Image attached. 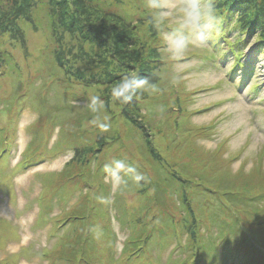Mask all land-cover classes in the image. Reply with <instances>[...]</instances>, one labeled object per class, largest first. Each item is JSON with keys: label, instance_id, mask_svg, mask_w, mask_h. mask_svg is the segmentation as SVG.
<instances>
[{"label": "rangeland", "instance_id": "1", "mask_svg": "<svg viewBox=\"0 0 264 264\" xmlns=\"http://www.w3.org/2000/svg\"><path fill=\"white\" fill-rule=\"evenodd\" d=\"M145 2L0 0V264H50L48 257L65 261L73 255L67 254L73 241L83 239L89 264H125L119 258L132 226L122 224L121 211H130L141 221L138 225L143 220L147 228L160 230L167 223L177 231L164 247L172 233L165 227L162 244L140 264H184V258L198 253L193 243L185 247L186 237L203 231L204 243L212 246L221 239L217 225L225 220L232 225L236 216L244 227L245 247L248 237L252 243L263 237L224 195H264V48L258 47L264 45L259 39L264 14L256 9L261 2L234 1L250 15L256 11L255 25L248 13L243 20L238 12L227 17L233 25L230 44H240L234 50H241L243 66L223 41L210 57L193 55L203 53L201 47L179 61L168 59L159 49L160 35L147 18ZM214 2L234 9L229 0ZM120 13L127 19L121 21ZM130 74L147 84L120 103L113 89ZM92 96L104 102L98 112L87 107ZM138 113L161 163L149 162L150 155L141 149L146 147L142 133H129L130 118ZM91 159L104 166L123 160L143 179L137 182L121 173V184L113 189L110 174L98 170L102 177L94 179L111 186L110 206L101 208L108 222L99 219L100 224L83 229L79 221L70 223L88 210L83 205L91 189L79 178ZM100 166L91 164L90 170ZM119 188L125 205L114 204ZM187 200L186 209L175 205ZM254 207L264 212L262 204ZM198 217L218 224L197 229ZM96 226L102 229L99 236ZM256 246L260 257L264 244Z\"/></svg>", "mask_w": 264, "mask_h": 264}, {"label": "trees", "instance_id": "2", "mask_svg": "<svg viewBox=\"0 0 264 264\" xmlns=\"http://www.w3.org/2000/svg\"><path fill=\"white\" fill-rule=\"evenodd\" d=\"M232 5L234 6V9L229 7H217V11L220 15V17H222L223 20V25H221L219 27V29L213 33L212 39L210 40L209 44L211 46L209 47H204L205 50L203 51V53L199 54L198 52H194V56L198 57H207V56H212V50L215 46H218V44L223 41V34H224V30H225V25L227 23H229L230 25L232 24V19L231 17L227 18L229 15L233 14L234 12H238L241 13V19H245L246 14L248 13L245 8L243 6H237L235 7L234 1L235 0H229ZM257 2H261L260 5H258L256 7V9L261 10L264 14V0H257ZM246 6V5H244ZM23 7V6H22ZM21 8V6L19 7V9ZM37 8V7H36ZM35 8V9H36ZM22 10V8H21ZM36 11H38V8L36 9ZM237 14V13H236ZM249 14V13H248ZM250 15V14H249ZM151 17V13L148 12L147 14V18ZM258 14L256 13V11L254 12L253 15H250V18L252 19V23L255 25V22L258 23L257 20ZM118 18L123 21L126 20L127 18H125L124 16H121V13L119 14ZM249 18V19H250ZM254 18V20H253ZM36 19V18H34ZM37 20V19H36ZM255 21V22H254ZM245 24V27L248 26H253V24ZM5 25V23H3ZM1 28V27H0ZM260 35V33L258 34ZM260 40L264 41V34H262V38L261 35L259 37ZM238 45H240L239 43H236L235 46L231 45L233 54L235 55V58L237 59V65L238 66H242V62L240 61V57L242 55L241 50L238 51V49L234 50L235 47H237ZM261 50L264 48V45L261 43L260 46H258ZM162 47H159V49H161ZM201 49V48H200ZM198 51V50H197ZM179 61V60H178ZM248 70V69H247ZM187 70H184L180 73H178V77H180L182 74L186 73ZM252 71V70H251ZM65 75V74H64ZM247 75H251L250 72H247ZM67 78V77H66ZM69 79V78H67ZM254 85H258V84H254ZM145 93V92H143ZM126 116L130 115L128 113V110L126 109L125 111ZM139 114V113H138ZM140 115V114H139ZM141 117V118H140ZM143 114L142 116H137V118L132 117L130 118L131 123L130 125L133 127L132 129H129V133H133V132H140L142 133L145 139H142L141 142L146 141V144L144 146V148H141L144 150V153H147L149 156V162L153 164H155V162L157 163H161V156L160 154L156 151V149L153 147H151L150 145H152V141H151V137H148V133L146 132V128L144 126V121H143ZM128 120V117L126 118ZM180 127V124H177V128ZM205 130H207V127L203 128ZM155 154V156H154ZM54 156H57L58 154L56 152H54L53 154ZM91 164H100V169L99 168H95L93 171L90 170V166ZM105 162L100 163L98 161V159L91 161L85 165L84 167V171L81 174L80 182H82L84 185L88 186L91 189V192H87L85 194V205L83 206H88V210L85 216H76V217H72V223L71 224H76L75 222H80V224L78 226L81 225V227L83 229H87L86 227H88L89 225H95L96 221L97 223L100 224V222H98L99 219L101 220H106L107 221V216L105 214H102L105 210L101 209L103 204L104 205H109V197H110V193L112 194L111 190V186L109 185V187H105L104 184L105 182H103L104 184H102L101 182H99L97 179H94L95 176H99L100 178L102 177L100 172H97L98 170H102L104 168ZM73 165V164H70ZM104 176V175H103ZM75 179H73V181H79ZM97 181V182H96ZM79 182V183H80ZM98 184H100V186H98ZM199 188L196 187V191L199 192ZM115 197H114V204L117 203V205H125L127 202L125 201V199L123 198V196L121 195V191L120 188L117 189V191H115ZM206 194V193H205ZM121 195V196H120ZM224 195H227L229 198L227 199L229 204L231 205V209H233L235 211V213H237V215H245L246 217V221L250 222V224L254 227V229H256L257 231H259L260 234H258L256 231V235H262L263 237H256L254 239L255 243H252L251 239H247L249 246L245 247L243 244V241H246L243 235V230L244 227L241 226L239 224L240 221V217H233L232 221H234V223L232 225H229L228 222L222 221L220 222V225L218 224V220H208L207 218H202V220L200 219V217L195 218L194 224L197 226V229H202L204 230V228H209L212 229L213 226L217 225L220 228V232H221V236H220V242L212 243L211 245H207L204 243V234L203 231L202 232H192L191 235L192 237H186L184 244L185 247H187L188 245H190V243H193V246L195 247L194 249H198V253L196 254V256L193 257H187L184 258V264H264V253H262L260 255V257L257 254V250L258 247L256 246V244H264V212L261 211H256L254 207L255 204H262L264 207V195H262L261 193L257 194L254 197H250L249 195L246 196L244 194H240L237 192H233V191H226L224 193ZM103 196L106 200V202H101L98 197ZM153 196H151V199L153 201ZM167 197V196H166ZM188 197V196H187ZM204 197V196H203ZM157 204V203H156ZM177 207H179L180 210L182 209H186L188 207V200L187 201H183V202H179L178 204H175ZM251 205H253V207H250ZM106 207V206H105ZM126 210V209H125ZM98 211L101 214H98ZM130 211H128V213H126L125 211H121V215L123 216V222L124 223H130L132 226L131 229V235L130 237H128L126 239V242L124 244L123 247V255L120 256L119 261L123 260L125 264H140L139 261H146L150 259V254L149 251L159 247L162 244V241L164 239V237L166 236V229L169 228L168 230L172 231V233L167 234L170 236V239H167V242L164 244V247H167L168 244H171L170 240H172L171 235H175L177 236V231H173L172 226L168 225L167 223H165L164 227L163 226H159L160 230H156L152 229V228H147L145 221L142 220L141 225H138L140 222L133 219L132 215L131 217L129 216ZM194 212L196 213V209L194 210ZM184 213H186V211L181 212V214L183 215ZM70 214L69 211L67 213V215ZM197 215V214H196ZM129 216V219H128ZM187 214H185L184 217V221L186 222L188 220V217H186ZM94 222V224H93ZM108 222V221H107ZM105 224V222H104ZM103 226V225H102ZM142 226V229L139 230V227ZM167 227V228H165ZM163 228V230H162ZM157 232V233H156ZM142 233L144 234V236H142ZM95 236V235H94ZM92 238V236H90ZM180 238V237H179ZM95 243L99 244L97 242V239H95ZM147 240L149 242H147ZM112 239H111V244L112 243ZM84 242L85 240L83 239L82 241H73V246L72 249H70L67 254H72L68 260H61V258L58 259H52L51 257H47L50 259V264H81L80 260H83L85 262H87L89 264V260H90V255L88 252V249L84 248ZM78 248L79 251H76L75 248ZM197 247V248H196ZM85 250L84 254H82L80 252V250ZM224 255V258L222 261H219L220 255ZM63 255V254H62ZM89 259V260H88ZM184 259H181L182 261ZM152 260V258H151ZM135 262V263H134Z\"/></svg>", "mask_w": 264, "mask_h": 264}, {"label": "clouds", "instance_id": "3", "mask_svg": "<svg viewBox=\"0 0 264 264\" xmlns=\"http://www.w3.org/2000/svg\"><path fill=\"white\" fill-rule=\"evenodd\" d=\"M145 7L150 11L151 22L160 35L163 53L173 61L183 58L190 49L206 47L213 33L223 23L214 0H146ZM178 80V76L174 78V82ZM145 84L146 79L130 74L113 89V98L120 103H126ZM103 103L100 97L92 96L87 107L98 112L103 108ZM100 127L104 131L108 130L106 124H101ZM104 171L110 174L113 189L121 184V173L132 176L137 182L143 179L136 174L134 167L123 160L111 161L104 166ZM98 199L102 203L106 202L103 196ZM93 231L98 236L102 234L99 226L94 227Z\"/></svg>", "mask_w": 264, "mask_h": 264}, {"label": "bare ground", "instance_id": "4", "mask_svg": "<svg viewBox=\"0 0 264 264\" xmlns=\"http://www.w3.org/2000/svg\"><path fill=\"white\" fill-rule=\"evenodd\" d=\"M232 26H233V25L231 24V25L228 27V30L222 35V36H223V42L226 43V45H227L229 51H230V49H231V44H230V38H229V35H231L230 28H231ZM218 45H219V44H218ZM258 46H259V45H258ZM239 50H240V49H239ZM239 50H238V51H239ZM224 55H226L225 52H224ZM255 84H256V83H255ZM252 87H254V89H256V90H258V88H259L258 85H252Z\"/></svg>", "mask_w": 264, "mask_h": 264}]
</instances>
